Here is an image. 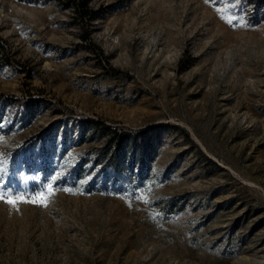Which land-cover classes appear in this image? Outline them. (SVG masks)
Returning a JSON list of instances; mask_svg holds the SVG:
<instances>
[{
	"label": "rangeland",
	"instance_id": "1",
	"mask_svg": "<svg viewBox=\"0 0 264 264\" xmlns=\"http://www.w3.org/2000/svg\"><path fill=\"white\" fill-rule=\"evenodd\" d=\"M79 1L0 0V264H264V0Z\"/></svg>",
	"mask_w": 264,
	"mask_h": 264
},
{
	"label": "snow or ice",
	"instance_id": "2",
	"mask_svg": "<svg viewBox=\"0 0 264 264\" xmlns=\"http://www.w3.org/2000/svg\"><path fill=\"white\" fill-rule=\"evenodd\" d=\"M208 2V0H206ZM231 23V22H230ZM0 172L7 174V170L0 167ZM63 191H70L69 189H61ZM0 201L6 202L8 205L15 207L17 203H30L38 207L46 208L48 201L45 193H38L34 196H25L23 194L13 195L12 192L7 190L6 182L0 180Z\"/></svg>",
	"mask_w": 264,
	"mask_h": 264
},
{
	"label": "trees",
	"instance_id": "3",
	"mask_svg": "<svg viewBox=\"0 0 264 264\" xmlns=\"http://www.w3.org/2000/svg\"><path fill=\"white\" fill-rule=\"evenodd\" d=\"M89 0H80L78 4L76 5L77 9H79L82 13L83 17L90 16L92 15V12L86 8V4Z\"/></svg>",
	"mask_w": 264,
	"mask_h": 264
}]
</instances>
